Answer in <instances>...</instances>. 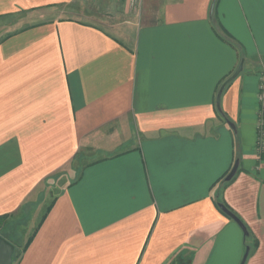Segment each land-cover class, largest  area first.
<instances>
[{
  "label": "crops",
  "instance_id": "obj_1",
  "mask_svg": "<svg viewBox=\"0 0 264 264\" xmlns=\"http://www.w3.org/2000/svg\"><path fill=\"white\" fill-rule=\"evenodd\" d=\"M71 1L0 0V230L26 234L12 264H240L246 247L264 264V0H124L110 31L9 21Z\"/></svg>",
  "mask_w": 264,
  "mask_h": 264
},
{
  "label": "rangeland",
  "instance_id": "obj_2",
  "mask_svg": "<svg viewBox=\"0 0 264 264\" xmlns=\"http://www.w3.org/2000/svg\"><path fill=\"white\" fill-rule=\"evenodd\" d=\"M123 1L124 0H72L69 3L60 4L54 8H45L34 12L22 11L12 16L9 21L13 24L20 22V25L16 26L14 30L57 18L78 19L82 22L94 23L107 29L116 19L123 18ZM107 30L110 31V29ZM1 227H3L2 222H0V228ZM0 236L14 246V254L12 256L18 254L16 250L19 249L21 243L26 239V234L13 228H4L0 230Z\"/></svg>",
  "mask_w": 264,
  "mask_h": 264
},
{
  "label": "water",
  "instance_id": "obj_3",
  "mask_svg": "<svg viewBox=\"0 0 264 264\" xmlns=\"http://www.w3.org/2000/svg\"><path fill=\"white\" fill-rule=\"evenodd\" d=\"M212 7H213V5L211 6L210 14L212 13ZM243 62H244V60L241 59L237 68L234 70V72H232L228 77H226L221 82V84L217 90L216 98H215V106H216V109L219 113H221V108H220L221 94H222L223 90L240 74V72L242 71ZM226 122H227V125L229 126V128L235 133L236 130H235L234 124H232L228 120ZM238 166H239V161H238V159H236L234 161L231 169L229 170V172L225 175V177L223 179L224 182L230 181L235 176V174L238 170ZM217 206H218L219 210L225 216H227L234 223H236V225L242 231L244 237H247L248 231H247L246 227L244 226V224L240 221V219L234 213H232L229 209H227L222 203H218ZM13 253H14V246L0 236V264H12ZM248 253H249V248L246 247L244 254L242 256V259L240 261V264H244V262L248 256Z\"/></svg>",
  "mask_w": 264,
  "mask_h": 264
},
{
  "label": "trees",
  "instance_id": "obj_4",
  "mask_svg": "<svg viewBox=\"0 0 264 264\" xmlns=\"http://www.w3.org/2000/svg\"><path fill=\"white\" fill-rule=\"evenodd\" d=\"M216 33H217V35L220 37V38H222V39H224V40H226V41H228V42H233L228 36H227V34H225L224 32H223V30H220V31H218L217 32V30H216ZM234 43V42H233ZM222 116H223V118H225L226 119V116L224 115V114H221ZM261 137L259 136V139H260ZM225 177V176H224ZM223 179V178H222ZM218 203H222L227 209H229L228 208V206H226L221 200H219V199H217L216 200V206H217V204ZM49 208V207H48ZM47 208V209H48ZM218 208V207H217ZM230 210V209H229ZM231 211V210H230ZM232 212V211H231ZM232 213H234V212H232ZM2 218H0V220H1ZM30 240V237L29 238H27V240L25 241V243H24V245H23V247H22V250H24L26 247H27V244H28V241ZM14 254V253H13ZM15 256L16 255H14V256H12V262L14 261V258H15Z\"/></svg>",
  "mask_w": 264,
  "mask_h": 264
},
{
  "label": "built area",
  "instance_id": "obj_5",
  "mask_svg": "<svg viewBox=\"0 0 264 264\" xmlns=\"http://www.w3.org/2000/svg\"><path fill=\"white\" fill-rule=\"evenodd\" d=\"M259 101L261 103L260 112H262L264 110V95L263 94H260ZM259 147H261V142H259Z\"/></svg>",
  "mask_w": 264,
  "mask_h": 264
}]
</instances>
